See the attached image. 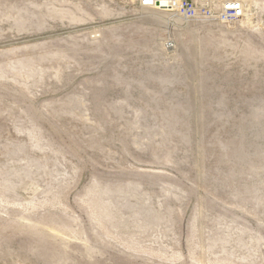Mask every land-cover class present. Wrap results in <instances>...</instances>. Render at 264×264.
<instances>
[{"label": "rangeland", "instance_id": "1", "mask_svg": "<svg viewBox=\"0 0 264 264\" xmlns=\"http://www.w3.org/2000/svg\"><path fill=\"white\" fill-rule=\"evenodd\" d=\"M0 0V264H264V0Z\"/></svg>", "mask_w": 264, "mask_h": 264}, {"label": "built area", "instance_id": "2", "mask_svg": "<svg viewBox=\"0 0 264 264\" xmlns=\"http://www.w3.org/2000/svg\"><path fill=\"white\" fill-rule=\"evenodd\" d=\"M143 8L172 12L186 18H196L200 15L197 0H139ZM222 15L230 19H239L244 15V6L240 1H230L222 11Z\"/></svg>", "mask_w": 264, "mask_h": 264}, {"label": "bare ground", "instance_id": "3", "mask_svg": "<svg viewBox=\"0 0 264 264\" xmlns=\"http://www.w3.org/2000/svg\"><path fill=\"white\" fill-rule=\"evenodd\" d=\"M228 3H225V6L227 5ZM161 10H164V9H161ZM164 11H166V10H164Z\"/></svg>", "mask_w": 264, "mask_h": 264}]
</instances>
